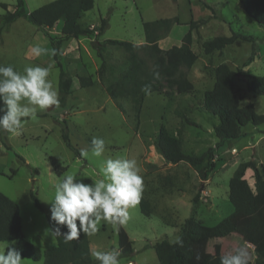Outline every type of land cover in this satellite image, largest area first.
<instances>
[{
	"label": "rangeland",
	"instance_id": "374dc122",
	"mask_svg": "<svg viewBox=\"0 0 264 264\" xmlns=\"http://www.w3.org/2000/svg\"><path fill=\"white\" fill-rule=\"evenodd\" d=\"M50 1L53 0H25L28 11ZM244 1L95 0L94 7L80 20L82 26L93 28L94 34L64 43L60 61L71 76H89L93 82L98 80L97 85L83 88L74 76L65 105L47 111L38 110L34 118L25 122L19 136L0 132V191L18 203L28 240L42 251L56 245V238L50 237L46 231L50 228L48 202L54 196L55 183L67 174L95 181L101 178L98 175L100 161L109 156H125L137 162L144 180L141 199L148 203V209L153 213L152 216L144 215L140 204L129 210L130 219L123 226L134 241V250L128 255H120V264H129L130 261L131 264H159L150 243L164 237L172 241L178 236L185 219L192 214V199L196 195V217L200 211L207 225H215L229 215L234 208L228 195L229 180L239 163L253 160L259 167L264 166V123L259 126L247 124L243 130L252 132L217 147L213 152L215 169L205 179L200 178L188 162L165 163L155 146V138L160 125L165 124L172 135L181 137L186 153H207L219 141L214 132L218 119L200 105L192 104L213 87L215 67L225 62L233 69H241L244 74L264 75V25L248 14ZM16 2L0 0V29L5 28L3 15L7 9L13 11ZM191 21H196L198 26L193 29L192 43L198 59L187 71L194 89L178 93L175 86L160 76L159 90L145 97L140 126L135 130L130 100L124 97L112 99L106 90L108 85L114 87L130 66L129 53L121 46L107 45L103 51L104 67L100 72L102 59L92 48L93 40L157 43L166 50L181 45ZM61 26L62 22L58 23L50 33L60 35ZM101 26L104 30L99 34ZM233 31L254 37L257 56L252 61L249 62L252 42L247 40H237L210 54L204 52L202 44L205 40L229 36ZM35 47L44 51L37 55L33 51ZM141 55L145 56V52L142 51ZM151 63L149 61L150 68ZM0 64L12 65L20 72L26 65H51L49 79L59 92V68L52 57L50 43L43 32L25 17L7 26L4 42L0 43ZM235 90L242 105L252 102L256 111L264 114V96L249 92L246 78L236 77ZM184 116L192 123L185 122ZM66 128L78 153L63 138ZM94 136L104 139V156L95 158L89 154L83 157L81 150L90 148ZM52 158L64 168L60 174L52 165ZM212 175H215L213 182L216 183L213 195L206 193L205 183ZM31 193L39 198L42 209L36 205ZM98 228L96 235L89 236L92 251L119 250L117 228L104 221ZM234 238H204L202 249L226 254L234 249L237 242ZM228 240L231 241L227 243ZM8 242L11 241H0V248ZM21 257L23 264H44V256L39 261Z\"/></svg>",
	"mask_w": 264,
	"mask_h": 264
},
{
	"label": "trees",
	"instance_id": "16d2710c",
	"mask_svg": "<svg viewBox=\"0 0 264 264\" xmlns=\"http://www.w3.org/2000/svg\"><path fill=\"white\" fill-rule=\"evenodd\" d=\"M94 4L95 0H53L33 11L27 10L25 0H17L13 11H9L4 5L7 9L2 20L4 26L10 25L18 18L25 17L48 38L52 57L59 68L58 85L61 105L66 104L72 87V76L60 61L61 48L70 39L94 34L93 28L84 27L80 23L83 14L91 10ZM244 4L248 14L259 24L264 25V0H245ZM60 22H62L60 35H52L50 30ZM189 25L190 28L183 36L181 45H174L166 50L161 49L157 43L135 44L118 39H106L102 42L93 40L92 48L102 59L100 72L104 67L103 51L107 45L121 46L129 53L130 66L122 73L114 87L108 85L106 90L112 99L124 97L130 100L135 130L139 129L140 115L147 96L141 90L142 87L150 85L151 93L159 90L157 83L160 78H154V70L158 71L161 77H165L169 85L175 86L178 93L191 92L194 89L193 83L187 76V71L198 59V54L192 49L193 29L198 26L196 21H191ZM103 30V26H101L99 34H102ZM1 31L2 27L0 34ZM240 39L252 42L250 62L256 55V46L254 37L247 33L233 31L229 36H216L205 40L202 46L204 52L210 54L215 50H222ZM142 51L145 52V56L141 55ZM149 61H152L151 68ZM214 74L213 87L207 89L202 98L195 99L192 105H200L204 110L217 117L218 122L214 125V132L219 141L216 146L202 155L188 154L184 151L181 137L172 135L165 124L160 125L155 138V146L165 162L171 164L188 162L197 170L202 179L215 169L213 152L217 147L246 136L248 133L244 132L243 128L247 124L259 126L264 123V114L258 113L252 102L242 105L241 98L235 90L236 77L246 78V89L254 96H264V75L244 74L241 69H233L225 62L215 67ZM79 80L81 87L93 84V79L89 76H79ZM100 80L103 81V78ZM182 119L189 124L192 123L186 116ZM63 138L68 146L75 150L67 128L63 130ZM7 147L10 149L9 146ZM75 151L78 153L77 150ZM21 159L23 158L21 157ZM51 162L60 174L64 168L59 161L52 158ZM248 168L254 171L255 190L251 188L245 178ZM31 196L36 205L42 209L39 198L34 193H31ZM229 200L234 206V211L217 224L207 225L196 217L195 207L198 202V195H196L192 199V214L185 219L179 230L178 237L182 239L183 244L170 243L167 237L154 244L159 263L220 264V258L224 254L209 256L201 262V238L216 239L237 235L243 238L244 242L241 246H247L245 243L247 242L254 247L252 250L247 246L248 249L250 248V264H264V166L259 167L253 160L240 162L229 181ZM139 204L142 212L149 216L151 211L148 209V203L141 199ZM48 222L51 228L49 217ZM117 232L121 255L132 253L133 242L127 230L124 226H120ZM55 238L56 246L45 251L28 240L23 230L18 203L0 191V241H11L12 246L20 251L21 256L34 261H39L44 256V264H99L91 256L89 236L81 235L79 239L67 243L63 236H55Z\"/></svg>",
	"mask_w": 264,
	"mask_h": 264
},
{
	"label": "clouds",
	"instance_id": "9594fccd",
	"mask_svg": "<svg viewBox=\"0 0 264 264\" xmlns=\"http://www.w3.org/2000/svg\"><path fill=\"white\" fill-rule=\"evenodd\" d=\"M39 55L43 49L35 47ZM51 65H26L23 72L12 65L0 64V132L19 136L28 119L37 111H47L59 107L58 89L49 79ZM155 79L160 73L153 72ZM151 94L150 85L141 89ZM105 153V141L93 137L89 149H82L81 155L100 158ZM95 181L76 174H67L54 185V196L49 203L50 223L47 229L50 237L63 236L64 241L77 240L81 235L94 236L99 231L101 221L118 228L130 219L129 210L141 201L144 189L143 176L137 162L125 156L107 157L100 161ZM66 229V230H65ZM170 243L182 245L180 237ZM120 251L94 250L91 256L99 264H120ZM199 259V257H197ZM0 264H23L21 253L11 242L0 248ZM220 264H250L247 246L227 252L220 258Z\"/></svg>",
	"mask_w": 264,
	"mask_h": 264
},
{
	"label": "crops",
	"instance_id": "0c3cea01",
	"mask_svg": "<svg viewBox=\"0 0 264 264\" xmlns=\"http://www.w3.org/2000/svg\"><path fill=\"white\" fill-rule=\"evenodd\" d=\"M4 16V15H3ZM22 18V17H21ZM18 19H20V18H18ZM17 19V20H18ZM16 20V21H17ZM81 20V19H80ZM16 21H14V22H16ZM14 22L13 23H11V24H14ZM9 26V25H8ZM5 28H4V30H2L1 31V34H0V43H3L4 42V32L7 30V26H4ZM61 29V28H60ZM97 32V31H96ZM73 39H77V38H73ZM73 39H70V40H68V41H72ZM47 40H48V38H47ZM49 41V40H48ZM67 41V42H68ZM258 52H259V50H258ZM257 56V54L255 55V57ZM75 75H73L72 76V85H73V83H74V78L76 77V78H78V80H79V77L78 76H75ZM97 83H98V80H95L94 79V82H93V84L91 85V86H93V85H97ZM102 85V84H101ZM91 86H88V87H91ZM72 88V87H71ZM83 88H87V87H83ZM244 131V130H243ZM253 130H245L244 132H247V133H250V132H252ZM165 163H167V162H165ZM253 174H254V171H253V169H251V168H248L247 170H246V173H245V178L248 180V182H249V184H250V186H251V188L253 189V190H255V181H254V177H253ZM179 177H181L180 175H178ZM215 176V175H214ZM214 176L212 175L211 177H209L208 179H206V181H205V183H206V193H208V194H212L213 195V193H214V184H216L215 182H213V178H214ZM207 178V177H206ZM203 179H205V178H203ZM230 181V180H229ZM228 195H229V191H228ZM213 205V204H212ZM234 207V206H233ZM142 211V210H141ZM234 211V208H233V210L229 213V214H231L232 212ZM200 211H198V219H200V220H202L204 223L206 222L205 221V219L202 217V216H200V213H199ZM143 213V212H142ZM144 214V213H143ZM152 214L153 213H151L149 216H152ZM211 214V213H210ZM145 215V214H144ZM209 215V214H208ZM147 216V215H146ZM228 216V215H227ZM225 218V217H224ZM166 223V222H165ZM206 224V223H205ZM166 225L167 226H172L173 227V225H171V224H169V223H166ZM178 234H179V231H178ZM129 235V234H128ZM130 237V236H129ZM178 237V236H177ZM229 237H235L234 239H236L237 240V242H236V244L234 245V249L235 248H237V247H239V246H241L242 244H243V238H241V237H239V236H237V235H231V236H228V237H224V238H219V239H226V238H229ZM165 238V237H164ZM168 238V237H167ZM90 239V238H89ZM130 239H131V237H130ZM161 239H163V238H161ZM161 239H159V240H161ZM204 238H201V240H200V260H201V262H203L207 257H209V256H217V255H222V254H218L217 253V251H208V250H203L202 249V240H203ZM208 239V238H207ZM216 239H218V238H216ZM132 240V239H131ZM158 240V241H159ZM168 240L169 241H171L169 238H168ZM215 240V239H214ZM222 241H224V240H222ZM229 241H231V240H228V241H226L227 243L229 242ZM132 242L134 243V241L132 240ZM157 242V241H156ZM155 242V243H156ZM34 243V242H33ZM154 243V244H155ZM246 243V245L247 246H249L252 250L254 249V247L251 245V244H249V243H247V242H245ZM56 244H57V241H56ZM154 244H151L150 243V245L152 246V248H154L153 246H154ZM56 246V245H55ZM54 247V246H53ZM213 248H215L216 246L215 245H213L212 246ZM52 248V247H51ZM133 248H134V244H133ZM205 248H206V245H205ZM249 248V249H250ZM49 249V248H48ZM90 249H91V251H92V247H91V241H90ZM218 249V248H217ZM248 249V250H249ZM155 250V249H154ZM219 250V249H218ZM45 251V250H44ZM120 251V250H119ZM156 252V251H155ZM220 252V251H219ZM157 255V254H156ZM256 257V254L254 255V258ZM158 258V257H157ZM159 261V260H158ZM132 262L130 261L129 262V264H131ZM160 264V263H159Z\"/></svg>",
	"mask_w": 264,
	"mask_h": 264
}]
</instances>
